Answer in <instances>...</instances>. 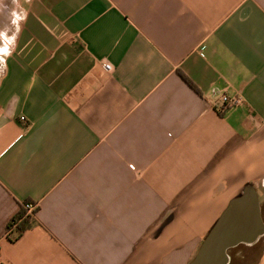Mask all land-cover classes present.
<instances>
[{"label": "crops", "instance_id": "1", "mask_svg": "<svg viewBox=\"0 0 264 264\" xmlns=\"http://www.w3.org/2000/svg\"><path fill=\"white\" fill-rule=\"evenodd\" d=\"M245 187L264 0H0V264H189Z\"/></svg>", "mask_w": 264, "mask_h": 264}, {"label": "water", "instance_id": "2", "mask_svg": "<svg viewBox=\"0 0 264 264\" xmlns=\"http://www.w3.org/2000/svg\"><path fill=\"white\" fill-rule=\"evenodd\" d=\"M264 235L260 204L254 188L245 187L231 199L189 264H228V251L253 245Z\"/></svg>", "mask_w": 264, "mask_h": 264}, {"label": "rangeland", "instance_id": "3", "mask_svg": "<svg viewBox=\"0 0 264 264\" xmlns=\"http://www.w3.org/2000/svg\"><path fill=\"white\" fill-rule=\"evenodd\" d=\"M9 5V4H8ZM5 22L11 18V15L4 13ZM250 245H239L228 251L229 263L228 264H249L256 256L257 248Z\"/></svg>", "mask_w": 264, "mask_h": 264}, {"label": "trees", "instance_id": "4", "mask_svg": "<svg viewBox=\"0 0 264 264\" xmlns=\"http://www.w3.org/2000/svg\"><path fill=\"white\" fill-rule=\"evenodd\" d=\"M182 78L192 87V84L184 77ZM28 205V203L23 204L22 207L20 208L19 213L10 220L8 223L7 231L10 232L12 230H17L18 231V236H20L23 232H25L27 229L32 227L34 225V215H35V210L28 214L27 210L25 209V206ZM33 205V204H32Z\"/></svg>", "mask_w": 264, "mask_h": 264}, {"label": "built area", "instance_id": "5", "mask_svg": "<svg viewBox=\"0 0 264 264\" xmlns=\"http://www.w3.org/2000/svg\"><path fill=\"white\" fill-rule=\"evenodd\" d=\"M104 67H105V70H107L108 72H111L113 70V67L109 63H105ZM222 103L223 105H228V106H240L242 105L243 102L240 97L229 99L226 96H223ZM35 208L36 207L32 204H28L25 206V209L27 210L28 214L32 213L35 210Z\"/></svg>", "mask_w": 264, "mask_h": 264}]
</instances>
